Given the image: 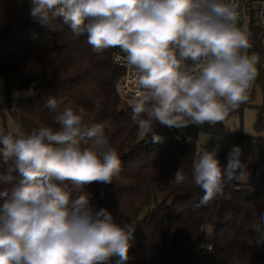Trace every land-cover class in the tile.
Returning <instances> with one entry per match:
<instances>
[{
  "label": "clouds",
  "instance_id": "obj_1",
  "mask_svg": "<svg viewBox=\"0 0 264 264\" xmlns=\"http://www.w3.org/2000/svg\"><path fill=\"white\" fill-rule=\"evenodd\" d=\"M30 15L53 30L62 17L74 38L86 35L94 52L120 50L118 60L137 89L129 103L141 140L150 135L163 142L157 123L182 129L225 121L248 101L259 74V56L247 52L251 32L238 24L237 0H31ZM46 105L55 126L25 132L17 121L0 131V264L127 260L136 225L115 222L85 190L121 176L104 124H85V108L63 97H49ZM219 148L202 146L191 178L178 170L170 182L201 187L205 194L196 207L230 198L226 185L245 178L241 148L233 146L223 167ZM252 227L261 232L256 243H264V214Z\"/></svg>",
  "mask_w": 264,
  "mask_h": 264
},
{
  "label": "trees",
  "instance_id": "obj_2",
  "mask_svg": "<svg viewBox=\"0 0 264 264\" xmlns=\"http://www.w3.org/2000/svg\"><path fill=\"white\" fill-rule=\"evenodd\" d=\"M30 11L31 0H0V81L4 82L7 96L0 103L4 124L3 128L0 124V131L9 130L6 114L15 123L20 122L25 132L44 124L55 126L54 113L46 105L49 97H63L65 103L71 101L74 106L84 107L88 113L85 124L89 126L104 124L105 136L121 159V176L113 184L94 182L85 190L91 194L92 205L107 208L115 222L136 225L128 259L119 261L118 257L115 264L263 262L264 243H256L261 232L252 226L264 214L262 195L257 191L264 186L233 180L225 187L230 198L218 197L207 206L196 207L205 194L201 187L170 183L178 170L191 178L198 145L187 141L188 136L197 140L201 132L223 134L225 126L222 123L182 129L162 126L154 130L164 138L163 142L154 143L149 135L141 143L138 127L131 120L132 107L123 105L118 92L124 70L113 61L115 48L94 52L86 35L74 38L62 17L53 23V30L41 26ZM250 40V54L259 55L256 30ZM258 66L259 74L252 87L260 85L264 89V68L260 61ZM31 89L34 93L30 96L10 98L16 90ZM255 128L264 129V121L260 119ZM179 130L186 135H179ZM4 167L0 156V172ZM244 167L257 171L258 164ZM206 222L212 230L209 242L203 229Z\"/></svg>",
  "mask_w": 264,
  "mask_h": 264
},
{
  "label": "rangeland",
  "instance_id": "obj_3",
  "mask_svg": "<svg viewBox=\"0 0 264 264\" xmlns=\"http://www.w3.org/2000/svg\"><path fill=\"white\" fill-rule=\"evenodd\" d=\"M258 68L259 66L257 64V69ZM118 92L120 93L119 86ZM14 93H19V95H14ZM33 93V89L16 90L11 94L10 98L17 99L20 97L30 96ZM133 97L134 96L130 95L124 97L123 105L130 106L129 102L133 99ZM6 99L5 85L4 82L0 81V103H3ZM260 119H262V122L264 121V89L262 86L258 85L252 87L249 99L245 102L241 109L231 111L225 121L221 122L225 126L226 133L220 134L214 132H201L198 134L197 140L191 136L188 137L187 141L192 143L193 146L198 145L197 158L202 146L211 150L219 144L220 148L217 155L222 167L227 165L228 153L231 151L233 146H239L242 150L240 159L244 166L260 162L257 163L258 168L256 172L246 170L245 178L242 181L255 186H264V129L261 128L257 130L255 128V123H257ZM5 122L9 130L15 124L13 119L7 114L5 116ZM0 124L3 128V117L0 118ZM217 124H215V126ZM172 130L175 132L177 129ZM178 133L179 135L185 134L182 130H179ZM224 152L225 156L222 155ZM205 232L207 242L211 241V228L206 229ZM130 244H133V239L130 241ZM117 259L118 257L111 258L108 264H115Z\"/></svg>",
  "mask_w": 264,
  "mask_h": 264
},
{
  "label": "built area",
  "instance_id": "obj_4",
  "mask_svg": "<svg viewBox=\"0 0 264 264\" xmlns=\"http://www.w3.org/2000/svg\"><path fill=\"white\" fill-rule=\"evenodd\" d=\"M237 4L239 12L238 22L241 21V25H246L251 33L254 30L258 33V56L264 68V0H237ZM247 52L250 54V49H248ZM120 55L123 54L119 49L115 48L113 61L124 70V75L119 84L120 94L123 98L127 95L135 96L137 89L134 78L131 71L118 60V56ZM236 188L239 189L238 186ZM257 191L261 193L264 203V187L257 189ZM208 228H210V224L206 222L203 229L206 230ZM209 248H211V246H209ZM259 264H264V261Z\"/></svg>",
  "mask_w": 264,
  "mask_h": 264
},
{
  "label": "crops",
  "instance_id": "obj_5",
  "mask_svg": "<svg viewBox=\"0 0 264 264\" xmlns=\"http://www.w3.org/2000/svg\"><path fill=\"white\" fill-rule=\"evenodd\" d=\"M158 125L157 126H155V129H157V130H160V127H164V129H166V126L165 125H161V124H159V123H157ZM168 128V127H167ZM168 132H166V134H167ZM166 134H164V136L165 137H167L168 135H166ZM186 135V134H185ZM188 137H190V136H188ZM263 161V160H262ZM257 163H260V162H257ZM257 163H252V164H257ZM252 164H250V165H252ZM263 164V163H262ZM247 166H249V165H247ZM254 172H256V171H254ZM240 184H248V183H245V182H243V181H238ZM255 186V185H254Z\"/></svg>",
  "mask_w": 264,
  "mask_h": 264
},
{
  "label": "water",
  "instance_id": "obj_6",
  "mask_svg": "<svg viewBox=\"0 0 264 264\" xmlns=\"http://www.w3.org/2000/svg\"><path fill=\"white\" fill-rule=\"evenodd\" d=\"M239 25H241V21L238 22ZM38 88V85H35L34 86V89H37ZM146 139L142 140L141 143H144Z\"/></svg>",
  "mask_w": 264,
  "mask_h": 264
}]
</instances>
